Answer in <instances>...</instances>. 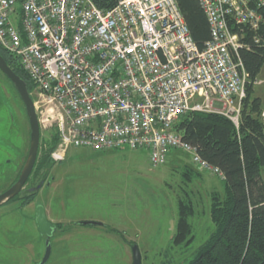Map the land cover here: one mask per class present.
Returning a JSON list of instances; mask_svg holds the SVG:
<instances>
[{"label": "built area", "instance_id": "obj_1", "mask_svg": "<svg viewBox=\"0 0 264 264\" xmlns=\"http://www.w3.org/2000/svg\"><path fill=\"white\" fill-rule=\"evenodd\" d=\"M198 1L210 33L202 48L177 0H0V48L34 84L38 123H55V158L71 146L147 148L156 166L182 150L224 179L175 125L196 111L238 127L248 75L232 27L256 33L264 0Z\"/></svg>", "mask_w": 264, "mask_h": 264}, {"label": "rangeland", "instance_id": "obj_2", "mask_svg": "<svg viewBox=\"0 0 264 264\" xmlns=\"http://www.w3.org/2000/svg\"><path fill=\"white\" fill-rule=\"evenodd\" d=\"M248 86L249 101L263 100L264 62L254 79H246L245 97ZM0 88L1 193L25 162L29 123L22 105L12 98L10 85L1 81ZM30 96L37 99L34 90ZM39 128L40 142L56 125L45 122ZM57 150L58 144L50 155L53 165L29 203L15 199L0 204V264H33L42 259L44 240L34 219L37 204L57 225L45 264H131L133 245L141 264H183L213 230L210 197L212 192L223 195L224 182L196 168L189 153L171 150L164 164L153 166L147 148L93 151L71 146L55 158ZM186 166L199 171V176L185 180ZM261 177L264 181V167ZM180 201L193 208L189 217L193 240L187 244L172 242ZM83 221L98 224L82 225Z\"/></svg>", "mask_w": 264, "mask_h": 264}, {"label": "trees", "instance_id": "obj_3", "mask_svg": "<svg viewBox=\"0 0 264 264\" xmlns=\"http://www.w3.org/2000/svg\"><path fill=\"white\" fill-rule=\"evenodd\" d=\"M177 3L194 41L202 48L210 33L199 1L177 0ZM259 12L262 20L256 33L247 27H232L240 34L241 47L237 52L250 79L257 76L264 62V7ZM0 53L7 65L25 80L28 92H33L35 86L17 58L1 48ZM1 81L10 85L12 98L22 105L25 112L14 86L0 71ZM249 93L248 86L238 127L221 114L196 111L182 116L175 125L182 138L196 148L201 158L217 166L224 175L223 195L212 192L210 197L209 215L213 230L193 258L183 264H264V181L261 177L264 122L258 109V99L249 101ZM58 143L57 130H52L42 141L40 138L36 160L26 184L30 182L29 185L34 186L49 172L53 165L50 155ZM196 176H199V171L184 167L182 177L185 180ZM34 195L26 192L7 202L20 199L27 203ZM192 214L191 203L180 201L172 236L174 244H187L193 240L189 222Z\"/></svg>", "mask_w": 264, "mask_h": 264}, {"label": "water", "instance_id": "obj_4", "mask_svg": "<svg viewBox=\"0 0 264 264\" xmlns=\"http://www.w3.org/2000/svg\"><path fill=\"white\" fill-rule=\"evenodd\" d=\"M0 71L10 80L15 90L17 91L23 105L25 107L26 116L29 123V148L25 162L21 168V171L18 175L17 180L8 187L5 191L0 193V204L7 202L8 200L14 198L17 195H24L27 193H36L38 189L43 185L45 177L41 178L34 186L24 189V185L29 177L32 168L34 166L38 146H39V136L40 128L35 112L33 100L30 96V93L27 89V84L19 75H17L6 63L4 58L0 53ZM35 223L38 229V232L41 235H46L47 239L45 241V251L42 259L38 264H45L49 259L51 254V245L49 242V237L52 236V233L55 231L56 225L49 221L46 217L45 210L42 205L37 204L35 207ZM82 225H96L98 222L93 221H83ZM131 264H141V255L136 245L132 246V263Z\"/></svg>", "mask_w": 264, "mask_h": 264}, {"label": "flooded vegetation", "instance_id": "obj_5", "mask_svg": "<svg viewBox=\"0 0 264 264\" xmlns=\"http://www.w3.org/2000/svg\"><path fill=\"white\" fill-rule=\"evenodd\" d=\"M20 171H21V169H20ZM20 171H19V173H20ZM18 175H19V174H18ZM17 178H18V177H17ZM17 178H16V179L14 178V181L11 183V185L17 180ZM39 181H40V180H39ZM44 181H45V180H44ZM43 183H44V182H43ZM11 185H9L8 187H10ZM26 185H27V184L25 183V185H24V187H23L24 189H26V187H25ZM8 187H7V188H8ZM29 187H31V186H29ZM7 188H6V189H7ZM6 189H5V190H6ZM5 190H3V191H5ZM3 191H2V192H3ZM17 196H18V195H17ZM15 197H16V196H15ZM15 197H14V198H15ZM32 199H33V198H31V200H32ZM31 200H30V201H31ZM30 201H29V202H30ZM29 202H28V203H29ZM55 225H56V223H55ZM56 230H57V225H56V227H55V231H54V232H56ZM54 232L52 233V236L49 237V242L51 241V238L53 237ZM41 237H42L43 240H44V251H45V241H46V239H47V236L44 234V235H42ZM43 255H44V253H43ZM42 257H43V256H42ZM39 261H40V260H39ZM39 261H37V262H35V263H33V264H38Z\"/></svg>", "mask_w": 264, "mask_h": 264}, {"label": "crops", "instance_id": "obj_6", "mask_svg": "<svg viewBox=\"0 0 264 264\" xmlns=\"http://www.w3.org/2000/svg\"><path fill=\"white\" fill-rule=\"evenodd\" d=\"M259 103H260L259 107L261 108V119L264 122V97H263V100L262 99H261V101L259 100Z\"/></svg>", "mask_w": 264, "mask_h": 264}, {"label": "bare ground", "instance_id": "obj_7", "mask_svg": "<svg viewBox=\"0 0 264 264\" xmlns=\"http://www.w3.org/2000/svg\"><path fill=\"white\" fill-rule=\"evenodd\" d=\"M239 123H240V121H239ZM239 126V125H238Z\"/></svg>", "mask_w": 264, "mask_h": 264}]
</instances>
